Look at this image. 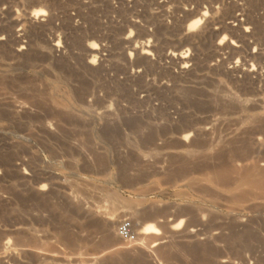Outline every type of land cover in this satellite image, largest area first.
<instances>
[{
	"label": "rangeland",
	"instance_id": "obj_1",
	"mask_svg": "<svg viewBox=\"0 0 264 264\" xmlns=\"http://www.w3.org/2000/svg\"><path fill=\"white\" fill-rule=\"evenodd\" d=\"M0 98V264H264V0H0Z\"/></svg>",
	"mask_w": 264,
	"mask_h": 264
},
{
	"label": "bare ground",
	"instance_id": "obj_2",
	"mask_svg": "<svg viewBox=\"0 0 264 264\" xmlns=\"http://www.w3.org/2000/svg\"><path fill=\"white\" fill-rule=\"evenodd\" d=\"M39 14V13H38ZM35 16H36V14H35ZM38 16V15H37ZM32 18V17H31ZM30 19V18H29ZM54 47V46H53ZM56 49V48H55ZM89 51V50H88ZM147 53V52H146ZM98 59V58H97ZM24 94V93H23ZM19 97V96H18ZM85 98V97H84ZM1 99V98H0ZM3 101V100H2ZM7 102V101H6ZM6 102L4 103V104H6ZM15 103V102H14ZM3 104V105H4ZM27 105H29V104H27ZM17 106V108L18 109H20V110H24L25 108H26V106H25V104L22 102V103H19V104H17L16 105ZM3 107V106H2ZM30 107V106H29ZM28 108V107H27ZM30 111V110H29ZM103 112V111H102ZM109 113V112H108ZM49 127V126H48ZM213 127V126H212ZM212 127H211V129H212ZM44 128V127H43ZM214 128V127H213ZM185 129V128H184ZM200 129V128H199ZM193 130V129H192ZM191 130V131H192ZM205 130V129H204ZM215 130V129H214ZM217 130V129H216ZM215 130V131H216ZM184 131H186V130H184ZM197 131V130H196ZM201 131V130H200ZM203 131V130H202ZM212 131V130H211ZM181 132H183V131H181ZM213 132V131H212ZM196 134H198V132L196 133ZM213 134V133H212ZM179 136V135H178ZM188 136V135H187ZM186 136V137H187ZM213 136H214V134H213ZM178 138V137H177ZM180 138V137H179ZM198 138V137H197ZM214 138V137H213ZM207 139V138H206ZM215 139V138H214ZM180 140V139H179ZM196 140V139H195ZM204 141V140H203ZM193 142H194V138H193ZM183 143H185V142H183ZM182 143V144H183ZM196 143V142H195ZM186 144H188V143H186ZM189 144H190V142H189ZM195 145V144H194ZM202 145V144H201ZM191 146V145H190ZM211 146V145H210ZM212 151V150H211ZM259 170V169H258ZM256 173H257V171H256ZM24 174V173H23ZM243 180H245L246 181V179L244 178ZM242 180L240 181V183L242 184ZM247 182V181H246ZM249 180H248V183L247 184H249ZM239 183V182H238ZM239 183V185L238 186H240L241 184ZM244 183V182H243ZM246 184V185H247ZM243 185V184H242ZM235 187H233V189H234ZM228 190H230V189H228ZM217 192V191H216ZM228 193H229V191H227ZM240 192V191H239ZM244 192V191H243ZM238 192H236V194H237ZM235 194V193H234ZM235 194V195H236ZM218 195V194H217ZM222 195V194H221ZM232 195H233V193H232ZM223 196V195H222ZM112 213V212H111ZM110 213V214H111ZM113 220V219H112ZM111 221V220H110ZM114 221V220H113ZM112 222V221H111ZM110 222V223H111ZM180 222H181V220H180ZM107 224V223H106ZM112 229H113V227H112ZM111 229V230H112ZM132 229L136 232L138 229L134 226V224L132 225ZM142 230L141 231H137L135 234H137V236H138V234L139 233H142V234H149V233H151V234H155V235H157L158 234V232H157V229L156 228H154V225H152V223H150V224H146V225H144V226H142V228H141ZM189 230V229H188ZM110 233H111V231H110ZM114 237V236H113ZM139 237V236H138ZM115 238V237H114ZM113 238V239H114ZM137 239H139V241H140V237L139 238H137ZM159 239V238H158ZM161 239V238H160ZM155 240H157L156 238H155ZM159 241V240H158ZM163 241V240H162ZM159 243V242H158ZM1 244V243H0ZM138 245H141L140 244V242L139 243H137ZM143 244V243H142ZM136 245V244H135ZM7 246H8V243L7 242H4V243H2L1 245H0V248H2V249H5V248H7ZM120 247H123V246H120ZM145 247V246H144ZM20 248V247H19ZM24 248V247H23ZM40 248V247H39ZM18 249V248H17ZM1 250V249H0ZM19 250H21V249H19ZM25 250H27L26 248L24 249V251ZM32 250V249H31ZM111 250V249H110ZM138 250V249H137ZM145 250V249H144ZM35 251V250H34ZM42 251V250H41ZM140 251V250H139ZM52 252V251H51ZM56 252V251H55ZM23 253V252H22ZM44 253V252H43ZM58 253V252H57ZM57 253H55L54 254V251H53V253H52V257L53 256H56L57 255ZM9 254V253H8ZM12 254H13V252H12ZM24 254V253H23ZM37 255V254H36ZM39 255V254H38ZM43 256V255H42ZM51 256V253H49V257ZM48 257V258H49ZM6 258H8V256L6 257ZM54 258V257H53ZM59 258V257H58ZM67 258V257H66ZM9 259L11 260V262H15L16 260V258H14L11 254L9 255ZM19 260V259H18ZM17 260V261H18ZM59 260V259H58ZM223 262V261H222ZM228 262V261H227ZM16 264H18V263H16ZM20 264H21V262H20Z\"/></svg>",
	"mask_w": 264,
	"mask_h": 264
},
{
	"label": "built area",
	"instance_id": "obj_3",
	"mask_svg": "<svg viewBox=\"0 0 264 264\" xmlns=\"http://www.w3.org/2000/svg\"><path fill=\"white\" fill-rule=\"evenodd\" d=\"M116 234L124 243H132L137 239L132 229V223L129 219H121L116 226Z\"/></svg>",
	"mask_w": 264,
	"mask_h": 264
}]
</instances>
